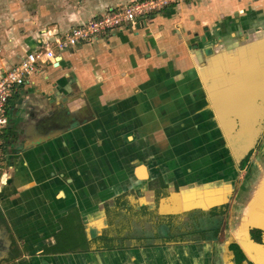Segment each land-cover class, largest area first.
Here are the masks:
<instances>
[{
  "label": "crops",
  "instance_id": "1",
  "mask_svg": "<svg viewBox=\"0 0 264 264\" xmlns=\"http://www.w3.org/2000/svg\"><path fill=\"white\" fill-rule=\"evenodd\" d=\"M122 1L97 0L88 7L95 1L87 0L81 15L73 12L65 26L31 35L21 42L24 54L10 58L20 63L53 35L84 25ZM194 1L158 11L159 17H146L139 28L58 52L57 68L54 62L41 65L13 93L4 162L9 180L0 193L8 228H0V261L6 252L1 238L11 234L19 253L11 264H188L196 240L167 242L176 244L171 247L92 244L87 250L45 251L60 231L73 226L69 218L77 211L89 238L100 234L107 226L105 206L126 191L135 209L159 206V214H175L182 213L185 202L208 201L214 181L224 188L234 176V195L240 189L239 172L247 165L241 169L235 163L203 80L224 76L226 83L233 78L221 66L226 70V63L245 59L255 63L254 56L232 55L245 43L256 47V40L264 47V0ZM208 60L216 64L206 74ZM18 63H4L0 77ZM158 177L172 193L159 205Z\"/></svg>",
  "mask_w": 264,
  "mask_h": 264
},
{
  "label": "water",
  "instance_id": "2",
  "mask_svg": "<svg viewBox=\"0 0 264 264\" xmlns=\"http://www.w3.org/2000/svg\"><path fill=\"white\" fill-rule=\"evenodd\" d=\"M139 27L140 25L137 24L136 28ZM253 42V45L256 46L254 48L243 42L246 45L243 44L241 48L237 49L238 51L232 55L233 59L237 58L238 55H246L247 58L254 56L259 60L258 40ZM253 49H255L254 53ZM60 61L61 58L57 57L56 68L59 66ZM221 68L223 69L222 73L227 71L229 76H226H232L233 79L225 83L224 76L216 77L214 83L216 87L213 89L210 80L204 79L203 81L213 105L216 102L215 95L222 92L228 94L227 97L220 98L215 113L233 159L241 167L242 162L256 149L264 135V65H261V63H231L226 70L223 66ZM250 73L254 75H250ZM212 90L217 93H212ZM237 93L239 96L236 98ZM217 96L219 97V95ZM231 123H234V125H230ZM48 137L47 135L43 139H48ZM251 167L253 169L248 171L247 177L236 196H234L235 199L233 198L234 204L231 207V216L228 217L227 215L219 236L193 243L191 245L193 251L189 257L190 263L185 258L186 263L234 264V254L230 250V246L234 244L250 263L264 264V147L259 158L255 163L253 162ZM232 178L228 181V184L223 186L224 188L219 182L214 181L211 190H209L211 197L208 201L198 199L185 202L180 208V212L195 209L209 211L215 207L229 204L235 192V177ZM8 180L9 175L3 179V183L6 182L3 187L8 185ZM221 190H223V194ZM257 230L262 232L263 244H258L251 238V233ZM153 245L148 244L146 247ZM172 245L176 244L162 243L158 246L171 247ZM158 246L155 245V247Z\"/></svg>",
  "mask_w": 264,
  "mask_h": 264
},
{
  "label": "flooded vegetation",
  "instance_id": "3",
  "mask_svg": "<svg viewBox=\"0 0 264 264\" xmlns=\"http://www.w3.org/2000/svg\"><path fill=\"white\" fill-rule=\"evenodd\" d=\"M258 53L259 60H255L254 62L264 65V47H262V45H258ZM208 57H212V54H208ZM209 60L205 62L206 73L209 72V66H212L210 64H213V66L216 64L209 63ZM241 63L252 62H250L249 59H245L242 60ZM226 64L227 67L230 66H228L229 63ZM210 84L212 85V80H210ZM214 92L217 93L216 91L212 90V93ZM206 93L209 95L207 89ZM217 95H219V97ZM217 95H215V106L209 99L211 109L215 112L216 109H218L216 107H218L217 104L220 102V98L227 97L228 94L227 92H222ZM238 96L239 94L237 93L236 98ZM242 164L241 168L243 167ZM155 181L158 182V192L160 193L161 191L163 193V197L160 195L157 197L156 202L159 205L162 199L169 198L172 193L169 191V186L165 184L164 179L158 177ZM180 190L181 189H179L178 186L175 187V193H180ZM131 191L133 194L135 190ZM129 192L126 191L123 194L117 196L112 201V206H105L107 226L100 234H92L91 238H89L85 230L82 216L79 211L71 214L72 216L73 214H76L75 220L73 219L71 222L73 226H71L70 230L75 233L76 241L74 242V246L76 245L77 249H80V247L85 245H87L88 249H90L92 244H95L98 248H101L113 247L115 245H136L139 243L150 242L160 244L163 242L205 240L207 238L213 237L214 234L219 236L218 232L220 231H218V229H220L219 226L222 223L228 209V205H222L210 209L209 211L195 209L175 214H159L158 205L157 209H145L146 207L135 209L132 207L130 204ZM214 211H216V214H213ZM221 211L225 212V214H221ZM209 222L212 223L210 225L211 227L209 226ZM0 228H3V231H7L8 228L2 216H0ZM251 234V238L256 243L263 244V235L261 231H253ZM5 238H1L4 239V242H2V248L5 247L6 252L5 256L1 259L0 264H11L16 258H18V246L11 234ZM230 250L233 251L234 254V264H253L245 258L244 254H242L241 250L236 245L232 244L230 246Z\"/></svg>",
  "mask_w": 264,
  "mask_h": 264
},
{
  "label": "built area",
  "instance_id": "4",
  "mask_svg": "<svg viewBox=\"0 0 264 264\" xmlns=\"http://www.w3.org/2000/svg\"><path fill=\"white\" fill-rule=\"evenodd\" d=\"M194 0H132L129 4L117 8H110L104 14L91 19L84 25L75 26L68 31L53 35L50 41L36 51L28 52L20 63L3 71L0 77V190L5 185L3 179L9 175L4 170L2 161V134L8 129V102L15 91L26 84L27 78L39 72L41 65L48 62L56 63L58 52L81 43L97 42L102 37L109 36L126 27L136 29V25L150 14L171 7H179Z\"/></svg>",
  "mask_w": 264,
  "mask_h": 264
},
{
  "label": "rangeland",
  "instance_id": "5",
  "mask_svg": "<svg viewBox=\"0 0 264 264\" xmlns=\"http://www.w3.org/2000/svg\"><path fill=\"white\" fill-rule=\"evenodd\" d=\"M86 1L87 0H0V68L3 67L4 63H18V61L14 62V60H12L10 56H22L21 53H23V51L21 50V42L24 43V41H26V39H28L31 35H35L37 37L38 34H41V31L46 28L54 26H65V24L69 20H71V18L69 17L73 12L80 13L81 15L82 12H84ZM94 1L95 2L93 3L89 2L87 6H96V4H98L97 0ZM128 1L129 0H126L124 2L122 1L119 6H114H125L130 3ZM111 6L113 5H108L104 9L103 14L107 12L108 7ZM158 14L160 13L154 12L147 18H156ZM124 26L127 27V25ZM11 66H13V64ZM8 117L10 119L9 113ZM10 125L12 129L13 124ZM10 133L11 131L5 129L1 137L3 142V163L7 160V153L5 152H7L6 150L8 147V143H10ZM263 147L264 135L257 145L256 150H254V152L251 154V158L249 163L247 164V167L244 169V171L239 172V177L241 178L238 180L240 183L239 185H242L243 181L247 177V171H249V168L253 169L251 166L253 162L255 163V161L259 158ZM228 157L229 159L227 160V162L229 167L231 168V170H235L232 158L230 157V155ZM236 194L234 196H236ZM234 196L231 198L232 201L227 204L229 209L228 217H230L232 213L231 207L234 204ZM211 224L212 223L209 222V226Z\"/></svg>",
  "mask_w": 264,
  "mask_h": 264
},
{
  "label": "trees",
  "instance_id": "6",
  "mask_svg": "<svg viewBox=\"0 0 264 264\" xmlns=\"http://www.w3.org/2000/svg\"><path fill=\"white\" fill-rule=\"evenodd\" d=\"M251 154L252 153H250L246 157V159L244 160V162L242 164V166H243L242 168H245V166L247 165L248 161L251 158ZM213 214H216V211H214ZM221 214H225V212L221 211ZM0 216H1V213H0ZM75 216H76V214H73L72 219H74ZM69 219H71V218H69ZM218 231H220V229H218ZM58 235L59 236L56 238V243L54 244V246L52 248H47L46 251H45L46 253H49V254H57V253H66V252H72V251H76L77 250L76 245L74 246V242L76 240H75L74 232L72 233V230H70V229L62 230V231H60V233ZM63 235L65 236V238L66 237L68 238L67 242H62L61 241V237ZM217 237L218 236L216 234H214V236L211 237V238H209V239H214V238H217ZM206 240H208V239H206ZM71 241H74V242H71ZM163 243H167V242H163ZM148 244H154V243L153 242H150V243H139V244H136V245H139L140 246V245H148ZM129 245H132V244H129ZM129 245H123V246L115 245L113 247H104V248L113 249V248H120V247H124V246L126 247V246H129ZM80 248L81 249H84V250H87L88 249V246L85 245V246L80 247ZM18 255H19V253H17V256Z\"/></svg>",
  "mask_w": 264,
  "mask_h": 264
}]
</instances>
